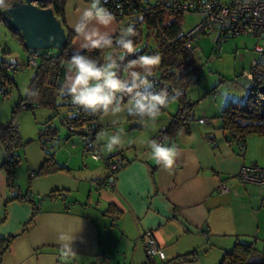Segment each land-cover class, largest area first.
I'll list each match as a JSON object with an SVG mask.
<instances>
[{"label": "crops", "instance_id": "0c3cea01", "mask_svg": "<svg viewBox=\"0 0 264 264\" xmlns=\"http://www.w3.org/2000/svg\"><path fill=\"white\" fill-rule=\"evenodd\" d=\"M69 3L64 1L65 31L74 30L78 19L74 10L82 7L83 0H71L72 11ZM98 27L113 37L119 26L114 18L111 25ZM19 42L28 59L25 44ZM85 44L75 33L70 48L79 51ZM66 76H71L67 69V87ZM245 83L248 90V80ZM177 106V102L171 108L164 105L152 125L126 111L99 120V150L107 156L120 153L123 158L110 186L99 180L107 176L104 161L102 167L83 161L90 178L81 195V188L64 179L74 169L70 161L54 157L64 168L40 175L52 174L49 190L64 188L66 194L49 198V190H44L35 198L29 185L25 190L16 181L9 186L0 167V235L16 234L0 264H150L140 237L145 230L152 231L159 248L156 264H217L236 241L262 248L264 193L259 184L242 182L237 176L242 164L257 161L246 153V138L241 150L237 140L221 129V104L215 101L212 111L197 113L193 108L186 125L166 140L177 149L171 168L157 164L148 154L147 141L168 124ZM114 133L120 134L122 143L108 150L106 137ZM5 159L0 141V165ZM220 184L227 189L221 191ZM25 193L35 200V208L28 196L16 198ZM110 204L119 210L116 217L106 213ZM60 231L78 233L70 254H65L58 240Z\"/></svg>", "mask_w": 264, "mask_h": 264}, {"label": "trees", "instance_id": "16d2710c", "mask_svg": "<svg viewBox=\"0 0 264 264\" xmlns=\"http://www.w3.org/2000/svg\"><path fill=\"white\" fill-rule=\"evenodd\" d=\"M13 1V0H12ZM64 1L65 0H41L37 4L42 7H51L55 16L64 22ZM103 6L113 13L114 18L118 21L123 16L128 18V21L123 25L131 23L136 29V34L131 38L137 45L142 39V25L145 26L146 36L153 33L157 41V52L159 61L157 64L150 66L152 71L158 69V73L149 75L151 85L145 86L142 90L153 92L154 89L160 88L162 85H167L170 88L169 97L177 99L178 106L171 114L170 121L165 126L164 135L166 140L173 138L175 134L183 128L187 121L192 117L193 101H191L185 91L186 86V63L185 59V38L182 34L181 23L183 14L172 12L163 6L157 0H108L103 2ZM3 9H0V19L4 20ZM121 28L115 36L112 37L113 46L111 48H92L85 47L79 51H72L70 48L71 41L75 36L74 30L66 31V41L60 49L53 47L30 49L26 45L29 55L35 53L37 55V63L33 67V75L27 85L25 96L20 98L19 106L24 103L25 108L31 107L34 103L37 105L49 106L56 109L58 105H66L68 114L61 117V122L66 126L70 134H79L83 140V146L87 143L85 130L82 126L93 129L92 142L97 144V134L100 129L99 113L102 109H97L95 112L86 110L81 106H76L71 102L70 95L65 91L61 93V88H66L64 85V77L68 58L80 52L88 57L96 59L99 63L104 59L107 50H118L119 46L116 41L120 38ZM18 40L24 43L19 32L13 30ZM227 33H218V37L226 36ZM231 35V34H230ZM142 52H134L128 54L131 59L139 56ZM147 55H153L149 52ZM126 58V57H125ZM124 61V60H123ZM122 61V62H123ZM28 64V63H27ZM16 66L10 68L14 69ZM6 65L0 63V77L3 79L2 84L9 86L14 83L13 77L5 72ZM141 70L142 69H139ZM127 74V72H126ZM259 84L248 85L247 94L243 101L229 100L222 106L218 117L220 119V127L223 129L230 139L245 141L248 134L264 133V90ZM3 87L2 85H0ZM176 89V91H175ZM6 89L0 93H5ZM175 91V92H174ZM62 97V103L58 102V97ZM128 100L125 96L121 102ZM163 106H161V109ZM135 116V115H130ZM72 127V128H71ZM56 128L48 126L44 131H41L42 145H45L47 138L55 139ZM0 141L6 152V159L1 163L0 167L6 172L8 185L13 187L15 183V166L19 162L20 155L17 150L23 145L17 126L13 122L0 123ZM111 156H108L110 159ZM100 160V159H99ZM106 164V163H105ZM122 162L116 167L118 170ZM64 168L55 159L53 153H47L39 167L34 171L35 174H47L58 169ZM99 178L102 180L103 178ZM98 180V181H99ZM100 182V181H99ZM109 186V185H108ZM64 188H53L46 193L49 198L63 196L66 194ZM28 194L16 195L17 199H29L33 203L34 208L37 203ZM35 211V210H34ZM106 213L116 217L119 210L111 204L106 208ZM15 233L8 235H0V259L3 252L8 248L11 241L15 237ZM193 253V252H192ZM147 259V258H146ZM148 261V260H147ZM150 264H156L154 261H148ZM164 264V263H159ZM217 264H264V246L257 248L253 243L236 241L232 247L224 251L221 259Z\"/></svg>", "mask_w": 264, "mask_h": 264}, {"label": "rangeland", "instance_id": "374dc122", "mask_svg": "<svg viewBox=\"0 0 264 264\" xmlns=\"http://www.w3.org/2000/svg\"><path fill=\"white\" fill-rule=\"evenodd\" d=\"M198 20L199 16L184 13L181 30H188ZM127 21L126 16L118 20L121 30ZM146 33L147 30L142 25V39L137 43V52L141 51L142 54L152 52L158 55L157 41L153 33L150 32L149 36H146ZM19 41L5 20L0 19V63L16 66L14 69L7 68L5 70L13 77L12 85L2 84L3 79L0 77V85L6 89L5 93H0V123L13 122L18 128L23 143L17 150L20 159L15 166V181L18 185L21 184L23 190L29 185L35 198H38L37 192L42 193L44 190L52 188V174L43 176L35 174L34 171L47 156V153H53L60 162L70 161V166H73L74 169L66 174L65 182L78 186L81 188L79 193L85 194L84 191L90 177H86L88 175H86L87 171L83 166V161L101 166L103 160L95 159L85 152L81 136L76 133L70 134L61 122V117L69 112L66 105L60 104L56 109L36 103L28 108L19 106V100L25 96L27 85L33 75V67L27 64L25 52ZM191 46L192 48L185 53V59L189 60L185 66L187 71L185 93L193 101L195 112L212 111L215 101L221 106H224L229 99L243 101L247 94L245 83L247 80L243 75L249 71L253 59H257L264 51V36L258 38L250 34H226V36L218 37L217 33L207 29L196 41L192 42ZM119 51L120 49L107 50L101 63L105 62V57L110 52L115 55ZM119 63L122 64V61ZM66 69L68 70L67 65ZM158 72L156 69L149 75ZM117 73L121 76L127 75L126 71L122 69H118ZM66 79L65 83L68 81L66 84H69L70 77L66 76ZM231 92L234 95L228 98L227 95ZM170 98L168 108L176 106L177 102L175 97ZM58 102L62 103L61 96L58 97ZM128 103L129 100H126L121 104L123 106ZM98 115L99 120H102L118 114L112 113L110 110L107 113L102 110ZM208 115L209 120H212L211 112ZM48 126L56 128L55 139L52 141L48 137L46 144L42 145L41 131H44ZM246 146L248 157L252 155V160L264 165V133L248 134ZM81 156L84 159L82 161Z\"/></svg>", "mask_w": 264, "mask_h": 264}, {"label": "clouds", "instance_id": "9594fccd", "mask_svg": "<svg viewBox=\"0 0 264 264\" xmlns=\"http://www.w3.org/2000/svg\"><path fill=\"white\" fill-rule=\"evenodd\" d=\"M11 7L12 0H0V9ZM68 8L72 11L71 0ZM74 12L78 14L77 22L73 26L74 31L78 38L82 37L86 42L82 47L111 48L113 46L112 37L107 32L100 31L98 27L109 26L114 20L113 13L103 6L102 0H83L82 7H77ZM135 34L136 29L131 23L127 24L116 41L120 51L115 55L110 52L103 63L80 52L72 54L66 62L71 73L70 83L66 88H61V93L66 91L74 105L86 110L95 112L99 108L106 113L109 110L112 113L126 110L128 115H135L149 125L154 124L161 106L167 105L171 98L166 89L158 92L142 90L152 83L148 78L152 71L150 66L158 63V55L140 54L123 65L119 63L124 60L125 55L138 51L137 45L131 38ZM118 69L126 71L127 75H118ZM125 96L129 103L122 106L121 100ZM120 132H123V129H120ZM121 143L119 133L107 135L105 148L110 150ZM147 146L148 154L157 164L166 169L174 165L177 156L174 145L152 138L147 141ZM77 234L68 231L59 232L58 240L65 254L73 251L72 243L76 240Z\"/></svg>", "mask_w": 264, "mask_h": 264}, {"label": "built area", "instance_id": "2783aa9c", "mask_svg": "<svg viewBox=\"0 0 264 264\" xmlns=\"http://www.w3.org/2000/svg\"><path fill=\"white\" fill-rule=\"evenodd\" d=\"M103 2L108 0H102ZM167 9L172 12L184 14L191 13L199 16V20L188 30L182 31L185 38V48L190 50L192 42L196 41L202 33L207 29L215 33L235 34H250L258 38L264 36V0H157ZM260 48V46H257ZM126 57V58H125ZM131 59L128 54L124 56L123 65ZM27 63L35 66L37 63V55L32 53L28 56ZM7 68H12L14 65H6ZM248 80V85H255L264 82V51L257 59H253L249 71L243 75ZM161 89L170 88L167 85H162L156 88L153 92H158ZM3 87L0 86V92ZM122 101V100H121ZM25 107V104H21ZM204 121V117L198 119ZM72 128V127H71ZM85 130L87 143L83 146V150L88 152L93 158L101 159L106 163L107 177L103 180L105 184L112 185L114 181L113 174L116 167L122 162L123 158L120 153H116L108 159V156L99 150V144L92 142V128L82 126ZM165 126L159 128L152 136L158 141L166 142L164 135ZM238 145L243 150L244 143L239 140ZM237 176L242 182H251L259 184L264 193V165H260L255 161L242 164ZM220 190L225 191L227 187L220 184ZM142 246L144 248L148 261H155L159 248L151 230H145L140 235Z\"/></svg>", "mask_w": 264, "mask_h": 264}, {"label": "water", "instance_id": "95a60500", "mask_svg": "<svg viewBox=\"0 0 264 264\" xmlns=\"http://www.w3.org/2000/svg\"><path fill=\"white\" fill-rule=\"evenodd\" d=\"M39 1L13 0L11 8L2 10L4 20L19 32L28 48L60 49L66 41L65 28L52 8L39 6ZM260 88L264 90V82Z\"/></svg>", "mask_w": 264, "mask_h": 264}]
</instances>
